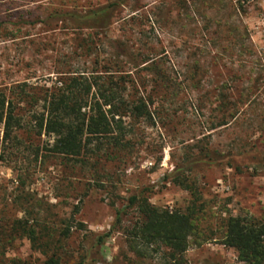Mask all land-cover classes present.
Segmentation results:
<instances>
[{"label": "rangeland", "instance_id": "374dc122", "mask_svg": "<svg viewBox=\"0 0 264 264\" xmlns=\"http://www.w3.org/2000/svg\"><path fill=\"white\" fill-rule=\"evenodd\" d=\"M109 1L0 0V89L18 91L25 83L26 90L17 104L22 120L12 128L18 141L0 146V212L5 219L27 211L51 225L73 224L64 242L65 264H75L95 235L106 232L105 242L93 247L87 258L99 257L92 264H131L135 258L122 228L137 212L126 207L128 197L149 188L152 203L184 208L189 193L164 177L187 145L203 134L202 144L222 153L245 152L258 141L264 144V0H117L114 22L100 33L101 41L96 40L100 59L118 51L110 40L134 53H158L156 61L179 86L164 102L165 124H137L132 150L102 144L101 150L70 160L48 153L44 147L52 139L34 116L45 89L56 82L58 71L93 58L78 47L90 29L57 22L51 13L86 11ZM130 70L137 76L136 69ZM223 117L226 124L208 128ZM3 131L0 123V137ZM194 174L205 204L204 222L217 223L228 213L264 216V167L238 171L234 164H201ZM15 243L14 248H0V264L42 259L28 240ZM164 251L152 252L142 264H164ZM183 264L243 262L233 248L211 239L199 246L191 243Z\"/></svg>", "mask_w": 264, "mask_h": 264}, {"label": "trees", "instance_id": "16d2710c", "mask_svg": "<svg viewBox=\"0 0 264 264\" xmlns=\"http://www.w3.org/2000/svg\"><path fill=\"white\" fill-rule=\"evenodd\" d=\"M118 5L119 2L113 0L86 11L55 10L51 13L50 17L57 22L69 21L78 29H90L80 39L78 47L85 52V57L93 54V58L81 66L69 65L58 71L56 82L45 89L39 109L34 113L37 124L52 139L44 147L50 154L78 159L101 150L102 144L132 150L137 143V124H165L161 115L164 102L177 94L179 86L156 61L159 54L134 53L110 40L109 45L118 51L100 59L97 41H101L100 33L114 22ZM130 68L136 69L137 76ZM23 85L25 83L17 86L20 87L18 91L0 89V123H4L0 146H10L18 141L12 128L22 120L17 104L26 96ZM233 116L234 112H231L230 117ZM226 121L223 117L208 128L215 129ZM205 137L203 134L194 144L187 145L182 159L164 177L189 193L184 208L170 209L152 203L149 188H142L128 197L126 207H133L137 212V218L122 228L126 247L135 258L130 259L131 264L145 263L152 252L162 248L165 250L164 264H169L168 260L183 264L184 253L191 243L199 246L211 239H219L225 246L233 248L243 264H264V216L228 213L217 223L204 222L205 204L194 174L201 164H234L238 171L243 166L264 167V144L258 141L248 151L222 153L202 144ZM78 210L76 205L75 211ZM29 213L24 211L22 216L5 219L0 212V248H14L16 240L26 239L42 259H13V264H65L62 252L73 224L62 221L61 225H51ZM77 226L79 229L85 227L81 222ZM108 236L109 232L95 235L85 256L81 255L75 264H92L99 260V257L90 260L87 257L92 254L91 249L102 245Z\"/></svg>", "mask_w": 264, "mask_h": 264}, {"label": "built area", "instance_id": "2783aa9c", "mask_svg": "<svg viewBox=\"0 0 264 264\" xmlns=\"http://www.w3.org/2000/svg\"><path fill=\"white\" fill-rule=\"evenodd\" d=\"M149 164H151V162H149Z\"/></svg>", "mask_w": 264, "mask_h": 264}]
</instances>
